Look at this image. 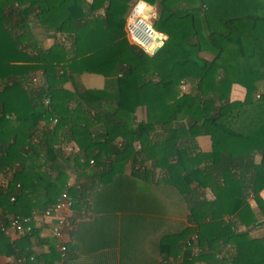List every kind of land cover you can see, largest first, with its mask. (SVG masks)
Listing matches in <instances>:
<instances>
[{"label":"trees","instance_id":"16d2710c","mask_svg":"<svg viewBox=\"0 0 264 264\" xmlns=\"http://www.w3.org/2000/svg\"><path fill=\"white\" fill-rule=\"evenodd\" d=\"M135 2L0 0V220L44 213L64 193L82 202L131 162V177L147 189L163 181L187 203L195 227L184 235L232 244L231 264H264V234L235 228L264 225V5L147 0L157 11L153 28L168 36L147 56L125 26ZM85 74L103 76L105 86L79 88ZM233 84L246 89L243 100L231 99ZM202 135L210 151L200 150ZM208 188L213 200L202 197ZM39 234L11 240L0 232V253L9 264L67 256L65 241V256L55 244L38 254Z\"/></svg>","mask_w":264,"mask_h":264},{"label":"crops","instance_id":"0c3cea01","mask_svg":"<svg viewBox=\"0 0 264 264\" xmlns=\"http://www.w3.org/2000/svg\"><path fill=\"white\" fill-rule=\"evenodd\" d=\"M260 1L264 5V0ZM40 36L36 34L45 45L52 42L44 32ZM78 81L82 84L78 85L81 89L103 88L106 79L97 74H85ZM66 87L74 89L71 83ZM245 96L246 89L233 84L231 99L243 100ZM140 111L138 120L144 118ZM197 140L200 150L212 149L210 136L202 135ZM74 148L77 151L72 144L66 146L69 152ZM256 159L260 161L261 156ZM131 167L129 162L123 177L105 179L86 200L79 202L76 199L75 206L66 213L68 227L64 241L69 244L68 254L56 264H231L232 244L218 240L213 246L201 245L196 241L195 232L184 235L188 227L194 228L195 225L188 220L190 210L180 199L178 191L159 180H153L149 183L151 188L147 189L146 181L131 177ZM75 178L73 174L69 185L75 182ZM202 197L213 200L215 195L208 188ZM249 201L258 212L254 198L250 197ZM224 219L228 222L232 217ZM52 227V222L37 225L42 241L33 239V248L38 254H49L56 245ZM235 228L238 232L250 230L254 237L264 234V225L249 228L237 223ZM9 238L15 240L20 237ZM11 260V257L0 253V264H9Z\"/></svg>","mask_w":264,"mask_h":264},{"label":"built area","instance_id":"2783aa9c","mask_svg":"<svg viewBox=\"0 0 264 264\" xmlns=\"http://www.w3.org/2000/svg\"><path fill=\"white\" fill-rule=\"evenodd\" d=\"M135 6V5H134ZM134 7L129 16H134ZM131 27V26H129ZM128 30V29H127ZM135 34L138 38L144 40L143 31L140 25L136 26ZM182 88L185 90L186 86L183 85ZM94 162L93 160L91 161ZM14 200V197H12ZM75 199H73L67 193H64L60 198L58 204L47 209L44 213H34L33 217L27 218H12L9 222H4L0 220V232L4 233L7 237H22L28 233H31L37 225L42 223H53L52 234L56 241L58 249L61 251L62 256L66 255L67 245L64 242V236L67 227V211L71 210L75 206ZM26 259H20L19 262H24ZM60 264V263H57Z\"/></svg>","mask_w":264,"mask_h":264},{"label":"clouds","instance_id":"9594fccd","mask_svg":"<svg viewBox=\"0 0 264 264\" xmlns=\"http://www.w3.org/2000/svg\"><path fill=\"white\" fill-rule=\"evenodd\" d=\"M134 12L135 15L129 16L126 20L125 26L128 27V35L130 36L131 42L139 45L145 55L151 56L158 48L163 46L167 36L163 32L155 30L152 26V22L157 18V11L154 4L148 3L147 0H136ZM137 25H144L147 28L150 35L148 42L138 38L135 34ZM260 196L264 198V191L260 192ZM252 204L254 206V202Z\"/></svg>","mask_w":264,"mask_h":264},{"label":"rangeland","instance_id":"374dc122","mask_svg":"<svg viewBox=\"0 0 264 264\" xmlns=\"http://www.w3.org/2000/svg\"><path fill=\"white\" fill-rule=\"evenodd\" d=\"M149 11H150V10H149ZM152 23H153V22H152ZM127 29H128V27H127ZM34 30H35V33L37 32L36 34H37L38 37H39L41 34H42V36H43V32H44V31H43L42 29H40V28H35ZM40 37H41V36H40ZM44 37H45V36H44ZM129 38H130V36H129ZM132 43L135 44L134 42H132ZM135 45H136V44H135ZM137 46H139V45H137ZM79 84L82 85L80 81H79ZM188 89H189V88H188V86H187L185 90H188ZM69 150H70V151H73L72 149H69Z\"/></svg>","mask_w":264,"mask_h":264},{"label":"water","instance_id":"95a60500","mask_svg":"<svg viewBox=\"0 0 264 264\" xmlns=\"http://www.w3.org/2000/svg\"><path fill=\"white\" fill-rule=\"evenodd\" d=\"M146 11H149V10H146ZM166 36H167V35H166ZM167 38H168V36H167ZM161 39H162V38H161ZM166 40H167V39H166ZM166 40H164V41H166ZM158 49H159V48H158ZM158 49H157L156 51H158ZM156 51H155V52H156ZM155 52H154V53H155Z\"/></svg>","mask_w":264,"mask_h":264}]
</instances>
